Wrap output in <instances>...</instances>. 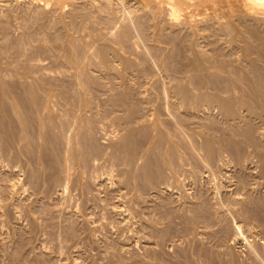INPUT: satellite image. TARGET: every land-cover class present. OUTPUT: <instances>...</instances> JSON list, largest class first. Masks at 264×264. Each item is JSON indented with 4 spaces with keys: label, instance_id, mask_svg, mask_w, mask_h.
Returning a JSON list of instances; mask_svg holds the SVG:
<instances>
[{
    "label": "rangeland",
    "instance_id": "obj_1",
    "mask_svg": "<svg viewBox=\"0 0 264 264\" xmlns=\"http://www.w3.org/2000/svg\"><path fill=\"white\" fill-rule=\"evenodd\" d=\"M170 4L181 12L174 21ZM246 7L0 0V264H264V114L238 108L226 118L206 99L226 80L243 83L250 63L260 67L224 29L242 19L261 27ZM181 86L200 95L193 107ZM235 124L254 134L240 155L229 145ZM87 136L101 148L83 155Z\"/></svg>",
    "mask_w": 264,
    "mask_h": 264
},
{
    "label": "bare ground",
    "instance_id": "obj_2",
    "mask_svg": "<svg viewBox=\"0 0 264 264\" xmlns=\"http://www.w3.org/2000/svg\"><path fill=\"white\" fill-rule=\"evenodd\" d=\"M43 1V0H42ZM45 1V0H44ZM165 3V2H164ZM244 3H245V6H247L246 7V12L247 13H245V14H247L246 16H253V20H254V17H255V19L257 18H259L260 20H262L263 19V21H264V0H244ZM166 4V3H165ZM167 5H168V3H167ZM166 5V6H167ZM169 6V5H168ZM178 7V6H177ZM177 7H176V5L175 4H170V7H165L166 9H169L168 11V15H170V19H173V21L174 20H176L179 16H180V14L179 13H181L180 11H178L177 10ZM136 9V8H135ZM137 10V9H136ZM156 10V9H155ZM124 15H127V19H128V27L130 26L129 24L130 23H132L133 24V26L135 25V24H137L136 22H137V20H138V18H135V15H134V13L133 12H136V11H130L129 9L127 10V9H125L124 8ZM139 13V12H138ZM154 13V12H153ZM166 13V12H165ZM136 15H137V13H135ZM154 14H156V13H154ZM153 14V15H154ZM167 14V13H166ZM138 16V15H137ZM161 16V15H160ZM182 18V17H181ZM250 18V17H249ZM137 19V20H136ZM142 19V18H141ZM164 19V18H163ZM224 19V18H223ZM143 20V19H142ZM209 20V19H208ZM235 20V19H234ZM152 21V20H151ZM164 21V20H163ZM242 21H243V19H242ZM242 21L240 22L241 24V26H232L231 24H227V25H225L224 27V29L225 30H228V32L229 31H231L230 33H232V32H234V31H237V33H238V35L240 34V36L239 37H242V39H244V40H242V42H245V45H244V43H243V45L245 46V47H243L247 52H252V53H254V54H256V55H258L259 57H260V60H261V62H262V60L264 61V31L263 30H261L260 28L262 27V26H264L263 24V21H262V26L260 27L259 26V24H258V20H257V22L254 24V22H252L251 23V20L250 21H248V22H250L251 24H249V23H246L247 22V20L242 24ZM122 22V21H121ZM139 22V21H138ZM159 22V21H158ZM144 24V23H143ZM147 24V23H146ZM224 24V23H223ZM260 24H261V22H260ZM140 25V24H139ZM236 25H238V23L236 24ZM136 26V25H135ZM141 26V25H140ZM120 28V27H119ZM122 28H123V26H122ZM121 28V29H122ZM135 28V27H134ZM124 29V28H123ZM128 29V28H127ZM125 30V29H124ZM138 30H139V28H138ZM211 30V29H210ZM126 31V30H125ZM128 31V30H127ZM140 31V30H139ZM174 31V30H173ZM178 31V30H177ZM161 32V31H160ZM222 32V31H221ZM227 32V31H226ZM180 33V32H179ZM236 33V32H235ZM188 34V33H187ZM233 34V33H232ZM228 35V34H227ZM231 35V34H230ZM237 35V34H236ZM191 37V36H190ZM223 38V37H222ZM234 38V37H233ZM145 39V38H144ZM167 39V38H166ZM199 39V38H198ZM170 41V40H169ZM191 41V40H190ZM240 41V40H239ZM233 43V42H232ZM241 46V45H240ZM101 51V50H100ZM102 52V55L104 54V57L106 56L107 57V55H106V51L105 50H102L101 51ZM100 52V53H101ZM191 52V51H190ZM87 53V52H86ZM251 54V53H250ZM98 55H100V54H98ZM101 55V56H102ZM88 56V55H87ZM239 56V55H238ZM86 57V56H85ZM146 57V56H145ZM258 57V58H259ZM103 59V58H102ZM168 60V59H167ZM192 60V59H191ZM259 60V61H260ZM249 61V60H248ZM254 61H256V60H254ZM253 61V62H254ZM258 61V62H259ZM252 62V63H253ZM260 62V67L259 68H261V65L263 66L264 65V63H261ZM102 63H104L105 65H109L111 62H110V60L109 59H107V58H104L103 59V61H102ZM131 63V62H130ZM250 63V62H249ZM254 64V63H253ZM253 64H249V66L250 65H252V68H251V66L249 67L250 68V71H254L253 73H252V75H250L251 74V72H249L250 74L249 75H245L244 74V77H243V72H241L240 74H242L241 76L243 77L242 78V81H243V79H245L244 81H246L245 83H244V81H243V83H244V85H243V83H241V84H239L238 82L236 83V80L233 82H231V80H226L225 81V83L223 82V85H218L217 84V86H215V87H217L216 89H213V87H212V89H213V91L214 92H212V93H210V94H208L207 96H206V99H208L209 101H212L213 103H215L219 108L218 109H220V111L222 112L221 114H224V116L227 118H236V116L238 115V108H241V109H245V111H247V113H246V115H251V116H253V115H256V114H258L259 115V111H261L262 112V115L264 114V70L262 71V68L264 67H262L261 69H259L258 67H254L253 66ZM255 64H257L256 62H255ZM254 64V65H255ZM103 65V64H102ZM128 65V64H127ZM132 65V64H131ZM166 65V64H165ZM194 65H195V63H194ZM258 66H259V64H257ZM105 68V67H104ZM194 68V67H193ZM153 69V68H152ZM177 69V68H176ZM264 69V68H263ZM110 70V69H109ZM249 71V70H248ZM82 73H84V71L82 72ZM189 74V73H188ZM203 74V73H202ZM211 74V73H210ZM237 74V73H236ZM254 74V75H253ZM193 75V74H192ZM212 76H213V74H212ZM220 76V75H219ZM239 77V76H238ZM237 77V78H238ZM154 78V77H153ZM196 78V77H195ZM200 79H201V77H199ZM226 78V77H225ZM241 78V77H240ZM73 79V78H72ZM83 79V78H82ZM5 80V79H4ZM12 80V79H11ZM191 80V79H190ZM216 80V79H215ZM224 80V79H223ZM41 81V80H40ZM210 82H211V80H209ZM239 81V80H238ZM199 82V81H198ZM210 82H209V84H210ZM26 83V82H25ZM36 83V82H35ZM75 83V82H74ZM173 83V82H172ZM192 83H193V81H192ZM222 83V82H221ZM33 84V83H32ZM185 84V83H184ZM207 84H208V82H207ZM220 84V83H219ZM248 84V85H247ZM81 85V84H80ZM36 86V85H35ZM84 86H85V84H84ZM191 86V85H190ZM31 87H33V86H31ZM31 87L29 88V91H31L30 89H31ZM34 88V87H33ZM36 88V93H38V91H37V86L35 87ZM66 89V88H65ZM179 89V88H178ZM33 90V89H32ZM106 90V89H105ZM235 90H238V92H240L239 94H237V93H235L234 94V92L233 91H235ZM87 91V90H86ZM179 91V94H181L182 95V97H183V103H185L189 108L192 106L193 107V105L196 103V101L198 100H200L199 99V96H198V94L197 95H191V93H189L188 92V88H186L185 86L183 87V86H181L180 87V89L178 90ZM224 91L228 94V95H226L225 93H224ZM228 91V92H227ZM32 92V93H31ZM30 93L31 94H33L34 95V93H33V91H31ZM40 92V91H39ZM193 92V91H192ZM229 92H231L230 94H229ZM233 92V93H232ZM27 93V92H26ZM29 93V94H30ZM76 93V92H75ZM141 93V92H140ZM43 94V93H42ZM41 94V95H42ZM200 94H201V92H200ZM27 95V94H26ZM25 95V96H26ZM36 95V94H35ZM34 95V96H35ZM38 95V97H39V93L37 94ZM46 95V94H45ZM108 95V94H107ZM8 97V96H7ZM33 97V96H32ZM37 97V98H38ZM75 97V96H74ZM103 97V96H102ZM131 97V96H130ZM36 98V97H35ZM32 99V101L29 99V96L27 97V99H28V102H29V100L31 101V102H33V100H36V99ZM129 98V97H128ZM200 98H202V97H200ZM7 99V98H6ZM23 99V97L20 99V100H22ZM24 99H26V97L24 98ZM27 99H26V101H27ZM41 99H42V97H41ZM203 99V98H202ZM10 100V99H9ZM75 100V99H74ZM94 100V99H93ZM98 100V99H97ZM115 100V99H114ZM24 103H27L25 100H22ZM68 101V100H67ZM197 101V102H198ZM202 101V100H201ZM2 102V101H1ZM0 102V103H1ZM21 102V101H20ZM37 102V101H36ZM57 102V101H56ZM125 102V101H124ZM207 102V101H206ZM3 103V102H2ZM1 103V104H2ZM69 103V102H68ZM118 103V102H117ZM181 103V102H180ZM4 104V103H3ZM28 104V103H27ZM39 104V103H38ZM197 104V103H196ZM5 105V104H4ZM4 105H2V107H3V109H4ZM32 105H34V104H32ZM36 105V104H35ZM135 105V104H134ZM185 105V106H186ZM206 105H207V103H206ZM212 105V104H211ZM1 106V105H0ZM24 106V105H23ZM38 106V105H37ZM47 106V105H46ZM202 106V105H201ZM208 106V105H207ZM10 107H11V109H13V111H14V113H16L15 115H17V116H20V115H18L19 114V109H18V107L16 106V105H13V106H11L10 105ZM88 107H89V105H88ZM90 107H91V105H90ZM89 107V108H90ZM133 107H135V106H133ZM195 107V106H194ZM196 107H198V106H196ZM215 107V106H214ZM33 108V107H32ZM189 108H188V110H189ZM217 108V107H216ZM11 109H9V110H11ZM185 109H187V107L185 108ZM131 110H134L133 112H135V109H131ZM137 110H138V108H137ZM136 110V111H137ZM191 110V109H190ZM189 110V111H190ZM28 111V110H27ZM97 111V110H96ZM143 111V110H142ZM196 111V110H195ZM3 112V111H2ZM38 112V111H37ZM99 112V111H98ZM209 112H211V111H209ZM215 112V111H214ZM261 112H260V114H261ZM174 113V112H173ZM63 114V113H62ZM67 114V113H66ZM135 114V113H134ZM140 114V113H139ZM69 115V114H68ZM98 115V114H97ZM245 114H244V117L246 116ZM12 116V115H11ZM16 116V117H17ZM141 116V115H140ZM40 117V116H39ZM132 117V116H131ZM134 117H135V115H134ZM180 117V116H179ZM244 117H242V118H244ZM18 118V117H17ZM64 118V117H63ZM101 118V117H100ZM198 118V117H197ZM221 118V117H220ZM245 118H247V117H245ZM244 118V119H245ZM249 118V117H248ZM258 118V117H257ZM261 118V117H260ZM259 118V119H260ZM264 118V117H263ZM179 119V118H178ZM209 119V118H208ZM232 119V120H233ZM252 119V118H251ZM18 120H23V121H25V119L24 118H22V117H20V119L18 118ZM63 120V119H62ZM82 120V119H81ZM81 120H79V121H81ZM146 120V119H145ZM180 120V119H179ZM212 120H214V119H212ZM231 120V119H230ZM242 120V119H241ZM246 121H248V119H245ZM27 121H28V119H27ZM31 121V120H30ZM85 121V120H84ZM84 121H82V122H84ZM158 121H160V120H158ZM208 121V120H207ZM217 121V120H216ZM20 122V121H19ZM26 122V121H25ZM25 122H24V124H25ZM81 122V123H82ZM235 122V121H234ZM56 123V122H55ZM54 123V124H55ZM61 123V122H60ZM65 123V122H64ZM70 123V122H69ZM209 123H211V121L209 122ZM244 123V122H243ZM248 123V122H247ZM255 123V122H254ZM37 124V123H36ZM63 126L64 125H66V124H63V121H62V123H61ZM61 124H59V125H61ZM85 124V123H84ZM198 124V123H197ZM202 124H203V122H202ZM214 124V123H213ZM218 124H220V123H218ZM25 125H27V124H25ZM24 125V126H25ZM52 125V124H51ZM210 125V124H209ZM236 125V124H235ZM234 125V126H235ZM14 126V125H13ZM52 126H54L55 127V125H52ZM96 126V125H95ZM208 126V125H207ZM207 126H206V123H205V127L207 128ZM242 126V125H241ZM241 126H239V125H236V127L234 128L235 129V132H236V134L234 133V135H236V136H233L232 138V142L230 141V144L229 145H231L232 146V149L235 151H239L240 153H239V155L241 154V152L242 151H240L241 150V147H243V143L246 141H248V142H252L253 141V139H254V134L252 133V131H251V129L249 128H244V127H242L241 128ZM245 126V125H244ZM247 126V125H246ZM40 127V126H39ZM65 127V126H64ZM84 127V126H83ZM129 127V126H128ZM212 128V126L210 125L208 128ZM214 127V126H213ZM57 128V127H56ZM96 128V127H95ZM200 128V127H199ZM202 128V127H201ZM210 128V129H211ZM14 129V128H13ZM82 129V128H81ZM84 129V128H83ZM136 129V131L137 130H139V129H137V128H135ZM134 129V130H135ZM143 129V128H142ZM150 129V128H149ZM57 130V129H56ZM134 130H132L133 132H134ZM169 130V129H168ZM213 130V129H212ZM264 130V129H263ZM82 131V130H81ZM85 131V133H87V131L86 130H84ZM132 131H130V134H133V132ZM147 131V130H146ZM154 131V130H153ZM202 131V130H201ZM210 131V130H209ZM209 131H208V133H209ZM233 131V130H232ZM12 132V131H11ZM83 132V131H82ZM186 132V131H185ZM84 133V132H83ZM83 135V134H82ZM88 135H90V134H88ZM114 135V134H113ZM117 135V134H116ZM121 135V134H120ZM134 135V134H133ZM138 135H141L140 133L138 134ZM209 135V134H208ZM211 135V134H210ZM132 136V135H131ZM135 136V135H134ZM133 136V137H134ZM263 136V135H262ZM19 137H20V135H19ZM90 137L91 136H87V140H86V151H85V154L83 153V155H86V153L90 150V151H99V148H101L100 147V144H99V146L97 145V144H95V142H93L91 139H90ZM117 137V136H116ZM125 137H127V136H125ZM133 137H130V139L132 138V140H133ZM136 137V136H135ZM166 137V136H165ZM264 137V136H263ZM55 138V137H54ZM161 138V137H160ZM160 138H158L157 140H159ZM22 139V138H21ZM37 139V138H36ZM127 139V138H126ZM135 139V138H134ZM207 140L205 141L206 143L204 144V145H206V147H204V148H207L208 147V150L210 151L211 150V147H213V144H214V141L208 136L207 138H206ZM229 139V138H228ZM136 140V139H135ZM245 140V141H244ZM33 141V140H32ZM257 141V140H256ZM70 142V141H69ZM76 142V141H75ZM83 142V141H82ZM135 142V141H134ZM134 142H131V144H130V147H128L129 149H132V151L134 150V147H135V143ZM156 142V141H155ZM159 142V141H158ZM248 142H247V144H248ZM258 142V141H257ZM80 143H81V141H80ZM157 143V142H156ZM254 143V142H253ZM9 144V143H8ZM77 144V143H76ZM81 144H83V143H81ZM161 144V143H160ZM246 144V143H245ZM250 144V143H249ZM248 144V145H249ZM64 145V144H63ZM124 145V144H123ZM126 145V144H125ZM163 145V144H162ZM166 145V144H165ZM194 145V144H193ZM204 145H202V146H204ZM260 145V144H259ZM67 146V145H66ZM114 146V145H113ZM217 146V145H216ZM108 147V146H107ZM196 147V146H195ZM223 147V146H222ZM128 148H126V150L125 151H127V149ZM155 148V147H154ZM162 148V147H161ZM169 148V147H168ZM171 148V147H170ZM84 149V150H85ZM124 149H125V147H124ZM175 148H171L170 150H169V154H168V163L169 164H172V162H173V160H174V157H175V151L176 150H174ZM203 149V148H202ZM254 149V148H253ZM259 149V148H258ZM15 150V149H14ZM88 150V151H87ZM89 151V152H90ZM129 151V150H128ZM127 151V152H128ZM155 151H158V148H157V150H155ZM8 152V151H7ZM77 152V151H76ZM161 152V151H160ZM129 153V152H128ZM128 153H126L128 156H130L131 154H128ZM150 153V152H149ZM73 154H74V152H73ZM76 154V153H75ZM95 154H98V153H95ZM147 154V153H146ZM145 154V155H146ZM156 154V153H155ZM159 154V153H158ZM186 154V153H185ZM237 154H238V152H237ZM77 155V154H76ZM87 155H89V154H87ZM104 155V154H103ZM109 155V154H108ZM152 155H153V153H152ZM238 155V156H239ZM11 156V155H10ZM14 156V155H13ZM18 156V155H17ZM75 156V155H74ZM73 156V157H74ZM148 156V155H147ZM147 156L144 158L143 157V159H147ZM150 156H151V154H150ZM161 156V155H160ZM177 156V155H176ZM181 156H183V155H181ZM4 157V156H3ZM16 157V156H15ZM84 157V156H83ZM86 158H87V156H85ZM114 157V156H113ZM126 157V156H125ZM158 157V156H157ZM70 158V157H69ZM130 158H132L133 159V156L131 157L130 156ZM240 158V157H239ZM250 158V157H249ZM248 158V159H249ZM252 158V157H251ZM258 158V157H257ZM8 159V158H7ZM13 159V158H12ZM71 159H72V155H71ZM74 159H76V156L74 157ZM80 159V158H79ZM153 159H155L154 157H153ZM186 159V158H185ZM226 159V158H225ZM65 160H66V158H65ZM73 160V159H72ZM118 160V159H117ZM68 162H70L69 160H67ZM66 161V164L68 163ZM143 161V160H142ZM149 161V160H148ZM151 161V160H150ZM72 162V161H71ZM152 162V161H151ZM176 162V161H175ZM180 162V161H179ZM62 163V162H61ZM187 163V162H186ZM185 163V164H186ZM178 164V163H177ZM32 165V164H31ZM145 164H143V166H144ZM157 165V164H156ZM17 166V165H16ZM153 166V165H152ZM169 166V165H168ZM209 166V165H208ZM56 167V166H55ZM190 167V166H189ZM246 167V166H245ZM142 168V167H141ZM159 169V168H158ZM168 169V168H167ZM160 170V169H159ZM68 171V170H67ZM153 171H155V174L154 175H156V169L155 170H153ZM130 172V171H129ZM141 173V172H140ZM158 173H160V171L158 172ZM33 174V173H32ZM172 174V173H171ZM143 175L146 177V178H148V179H150L151 177H152V170H151V167L150 166H146L145 165V168H144V170H143ZM70 176V175H69ZM66 177H68V176H66ZM155 177V176H154ZM153 178V177H152ZM71 180V179H70ZM58 181V180H57ZM67 181V180H66ZM14 182V181H13ZM30 182V181H29ZM123 183V182H122ZM56 184V183H55ZM131 184V183H130ZM13 186V185H12ZM250 186V185H249ZM144 187V186H143ZM153 188V187H152ZM14 189V188H13ZM259 194V193H258ZM256 205V204H255ZM244 206V205H243ZM264 208V207H263ZM196 209V208H195ZM260 209V208H259ZM249 213V212H248ZM262 213V212H261ZM237 214V213H236ZM260 215V214H259ZM253 217V216H252ZM254 218V217H253ZM246 219V218H245ZM230 221V220H229ZM253 221V220H252ZM257 221V220H256ZM232 227V226H231ZM226 229V228H225ZM259 229V228H258ZM261 233V232H260ZM251 247V246H250ZM253 250V249H252ZM251 255V254H250ZM262 257V256H261ZM263 260V259H262ZM240 264V263H239Z\"/></svg>",
    "mask_w": 264,
    "mask_h": 264
}]
</instances>
